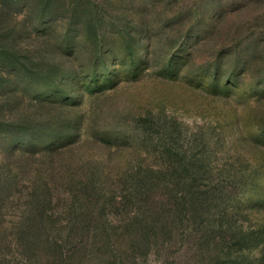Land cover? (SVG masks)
Here are the masks:
<instances>
[{"label":"rangeland","instance_id":"374dc122","mask_svg":"<svg viewBox=\"0 0 264 264\" xmlns=\"http://www.w3.org/2000/svg\"><path fill=\"white\" fill-rule=\"evenodd\" d=\"M1 1L0 264H264V0Z\"/></svg>","mask_w":264,"mask_h":264},{"label":"trees","instance_id":"16d2710c","mask_svg":"<svg viewBox=\"0 0 264 264\" xmlns=\"http://www.w3.org/2000/svg\"><path fill=\"white\" fill-rule=\"evenodd\" d=\"M5 3L6 1H1L0 0V54L3 56H7L10 53H14L13 57L16 58H21L20 56H27L29 50L27 47L30 44V39L31 35H28V29L29 26L24 24L25 20V14L23 13H18L16 12L14 15L12 12H9L5 8ZM101 29V30H100ZM104 29V25L102 24L101 27L98 28L101 33ZM150 44H148L149 46ZM27 46V47H25ZM109 45L105 44L104 50L108 47ZM101 48V46H99ZM147 47V51H148ZM26 51V55L23 53ZM134 52L133 54L138 52V47L135 46L133 49ZM64 53L68 52L66 50L63 51ZM74 50L71 52H68L69 55L74 54ZM106 54V53H105ZM103 54V58L109 61L108 56H105ZM149 55V52L146 54V56ZM105 67V66H104ZM166 183V182H165ZM164 183V184H165ZM148 187L143 188V189H138L140 194H146L150 191H153L155 186H160V183L157 181H151L150 184H146ZM218 190V188L216 189ZM196 210L199 211L198 206L195 205ZM181 213L179 208H174L170 209L169 212L166 210L163 211V217H158L157 221H162L165 218L166 222H173L175 221V216L176 214L179 215ZM171 215V216H170ZM175 215V216H174ZM170 217V218H169ZM229 230L232 231V228H228ZM223 230V229H222ZM234 234L235 238V245L238 247L248 243V239L250 236H247L248 232L245 234L243 229H235L232 231ZM251 238H255V236H251Z\"/></svg>","mask_w":264,"mask_h":264}]
</instances>
